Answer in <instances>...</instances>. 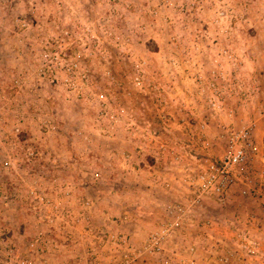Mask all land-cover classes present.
<instances>
[{"label":"rangeland","instance_id":"obj_1","mask_svg":"<svg viewBox=\"0 0 264 264\" xmlns=\"http://www.w3.org/2000/svg\"><path fill=\"white\" fill-rule=\"evenodd\" d=\"M263 20L264 0H0V209L20 199L31 224L48 230L73 218L66 208L164 210L138 246L126 235L143 255L142 241L181 206L187 220L164 254L134 264H193L196 249L216 251L215 233L229 238L247 219L264 254ZM78 53L87 87L67 71ZM243 127L254 143L251 184L192 204L183 177L220 158L226 130ZM94 225L92 242L125 235ZM2 234L0 264L10 252L19 260Z\"/></svg>","mask_w":264,"mask_h":264},{"label":"crops","instance_id":"obj_2","mask_svg":"<svg viewBox=\"0 0 264 264\" xmlns=\"http://www.w3.org/2000/svg\"><path fill=\"white\" fill-rule=\"evenodd\" d=\"M260 19L262 20V18ZM256 26L262 25L256 24ZM27 118L38 120L40 116L31 114L27 115ZM30 133L35 136L38 134V131L31 129ZM47 147L53 149L51 144ZM53 151L57 153V147H55ZM34 164L35 163H33V166ZM159 177L162 178V184L165 182L167 183V181L169 182V177H163L162 175H159ZM12 178H14V176ZM154 181L155 180L149 178V180L147 179V181L144 182L145 186L148 185L147 187L151 192H153L152 188L155 187ZM21 202L20 199H16L13 205H3L0 209L4 212L3 224L0 222V227H2L3 231L1 239L5 241V245L14 246L18 248V253L19 251L21 252V254H18L20 255L18 256L19 260L16 261L10 258V256L13 257L12 252H10L9 255L6 253L4 256V260L7 259L5 264H26L25 260H29L31 264H89L92 255H96L98 252L97 258H99L103 264H108L110 263L109 257L112 258L113 255H119H116L115 252H111L110 247H102L99 245V238H95L96 241L94 240L92 242L91 231L89 232L87 229L89 220L96 224L94 227L96 226L99 228L98 230H115L117 232L119 230L120 233H125L127 236L129 235L131 242L137 246L143 239L145 232L151 228L153 229L155 226L157 227L158 224L165 221L164 210H99L93 213H89L90 211L82 213V210L66 208L69 209L66 211H70L73 218L64 223L55 222L50 225L51 229L48 230L44 224H31L32 215L28 214L27 210L29 209L26 208V204L23 205V207L18 206ZM65 205L66 207L70 205L71 208H73L70 203H65ZM75 218H79L82 223L76 224ZM109 218L114 220V222L110 221ZM190 229L188 227L186 230V239L193 241L191 239V233H193L194 230ZM196 233L198 234L200 232L197 231ZM218 235L219 233L213 235L214 241L217 240ZM212 239H202L204 240V242H201L202 247L209 246V243H213ZM220 239H222V237ZM92 246H98V249L92 252ZM224 246L230 248L226 246V244ZM195 252L200 254V257L197 258L196 254L193 264H220L216 262L215 258L223 254V252L214 250L213 252L209 251L204 253L212 256L209 257L207 255L204 257L201 256L203 250L200 248L196 249ZM185 256L188 258L186 254ZM149 264H155V261L151 260ZM185 264L190 263L185 262Z\"/></svg>","mask_w":264,"mask_h":264},{"label":"built area","instance_id":"obj_3","mask_svg":"<svg viewBox=\"0 0 264 264\" xmlns=\"http://www.w3.org/2000/svg\"><path fill=\"white\" fill-rule=\"evenodd\" d=\"M81 65V55L75 54L73 61L69 64L67 71L79 75L81 87H87L84 68ZM79 85L78 88H81ZM81 90V89H80ZM76 93H80L78 90ZM82 94V90H81ZM209 104L213 110L219 108L218 99H210ZM252 130L250 127L240 129H228L225 132L226 150L224 154L218 158L208 161L195 175H185L184 183L188 187V195L192 204H199L206 200L221 201L223 197L235 186L246 187L250 183L251 177L248 172L249 156L254 151V143L252 138ZM181 206L168 211L171 217L167 220L160 230L150 232L142 241L143 255L149 257L164 254L163 246L175 232L181 231L183 224L187 220L188 210H182ZM253 220H244V223L233 222L231 224V236L224 239L215 240L214 246L217 251L223 252L216 257V262L225 264H264V254L259 250L257 238L250 233L253 228ZM259 227L256 230L259 232ZM90 231V227L87 226ZM211 231L210 229H208ZM99 245L102 247H110L111 251L119 255H113L114 263L118 264H134L139 260L141 252L130 246L129 238L124 234L113 235L109 232H102L97 237ZM228 243L227 248L224 245ZM101 247V248H102ZM194 248H189L192 254ZM97 255H92L89 264H103ZM96 256V257H95ZM175 256V254H174Z\"/></svg>","mask_w":264,"mask_h":264}]
</instances>
